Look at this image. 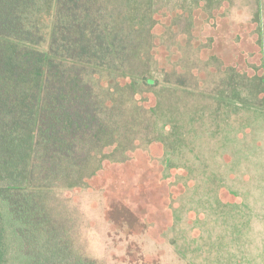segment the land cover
Returning <instances> with one entry per match:
<instances>
[{"label": "rangeland", "instance_id": "1", "mask_svg": "<svg viewBox=\"0 0 264 264\" xmlns=\"http://www.w3.org/2000/svg\"><path fill=\"white\" fill-rule=\"evenodd\" d=\"M196 1L155 16L139 146L107 149L94 182L54 191L77 256L264 264V0ZM183 12L195 27L176 34Z\"/></svg>", "mask_w": 264, "mask_h": 264}, {"label": "trees", "instance_id": "2", "mask_svg": "<svg viewBox=\"0 0 264 264\" xmlns=\"http://www.w3.org/2000/svg\"><path fill=\"white\" fill-rule=\"evenodd\" d=\"M169 1L0 0V264H96L73 254L54 191L94 182L107 149L139 146L135 96L158 83L150 51ZM179 18L176 34L194 29Z\"/></svg>", "mask_w": 264, "mask_h": 264}, {"label": "crops", "instance_id": "3", "mask_svg": "<svg viewBox=\"0 0 264 264\" xmlns=\"http://www.w3.org/2000/svg\"><path fill=\"white\" fill-rule=\"evenodd\" d=\"M247 179V177H245Z\"/></svg>", "mask_w": 264, "mask_h": 264}]
</instances>
